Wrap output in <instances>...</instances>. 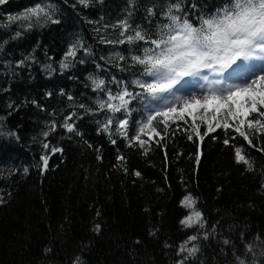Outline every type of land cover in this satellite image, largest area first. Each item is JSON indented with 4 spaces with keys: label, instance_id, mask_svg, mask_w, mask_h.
Wrapping results in <instances>:
<instances>
[{
    "label": "trees",
    "instance_id": "obj_1",
    "mask_svg": "<svg viewBox=\"0 0 264 264\" xmlns=\"http://www.w3.org/2000/svg\"><path fill=\"white\" fill-rule=\"evenodd\" d=\"M225 2L88 0L85 6L80 0H4L0 4V195L6 201L0 205V264H77V260L178 264L179 247L189 236L203 237L205 232L211 238L195 242L199 250L187 264H236L237 256L248 264L253 259L262 264L258 253L264 249V151L257 149H264V135L248 133L255 147L231 129H218L200 141L190 117L170 119L167 131L158 118L154 126L160 135L141 149L138 144L129 146L115 122L108 132L102 130L112 115L99 108L100 102H107V90L116 95L128 84L129 91L140 94L132 82L146 81V76L134 77L133 71L142 66L134 69L131 60L146 45L119 44L127 35L121 36L122 25L127 24L131 34L141 30L156 38L161 25L168 23L169 8L177 3L199 26L200 17L215 14ZM50 5L58 23L19 19L37 6ZM10 17L17 20L10 22ZM73 47L76 55L68 56ZM117 53L126 59L121 61ZM62 62L69 67L62 69ZM98 80L105 81V91L93 90V81ZM151 99L144 94L131 102L129 136L138 131ZM72 114L68 122L79 135L63 127ZM196 124L203 134L206 125L200 118ZM45 131L49 136L43 135ZM230 137L236 139L226 146L223 141ZM142 138L147 140V135ZM235 147H241L252 170L235 162ZM53 148L62 151L53 153ZM42 155L49 156L43 173ZM185 195L196 201L193 208L202 212L205 229L180 224L186 213L180 204ZM225 238L229 246L223 244ZM248 245L253 252L246 251Z\"/></svg>",
    "mask_w": 264,
    "mask_h": 264
},
{
    "label": "snow or ice",
    "instance_id": "obj_2",
    "mask_svg": "<svg viewBox=\"0 0 264 264\" xmlns=\"http://www.w3.org/2000/svg\"><path fill=\"white\" fill-rule=\"evenodd\" d=\"M2 3L4 0H0V4ZM80 3L87 6L88 0H80ZM54 11L55 7L52 5L48 9L37 6L31 10L30 15L19 19L26 21L31 17H36L37 22L43 19L45 22L58 23V20L53 19ZM9 19L10 22L17 20L16 17ZM166 19L168 23L161 25L156 38L141 30H136L134 34H131L129 26L122 25L121 36L127 35L126 39L119 41V44L127 43L132 46L137 42H143L146 45L142 54L134 53L131 60L134 69L137 65L142 66L133 71L134 77L146 76L149 80L144 81L139 78L133 80L132 83L141 89L140 94L129 91L128 84H124L116 95L107 90V102H100L99 108L106 109L112 115L106 117L107 123L103 125L102 130L108 132L110 126L115 122L117 124L116 131L122 133L128 140L129 146L138 144L143 149L148 141L160 135L157 127L154 126V122H157L158 118H160L159 123L163 124L164 130L167 131L170 119L184 120L185 117H190L193 122L192 131L200 141L218 129H224L226 132L231 129L238 134V137L243 138L249 147H255L248 133L255 131L264 135V131H262L264 130V75L254 74L242 84H228L227 86H224L226 80L220 77L225 76L241 60L264 58V0H226L223 7L218 8L215 14L200 17L199 26L194 25L188 19L187 14L182 13L180 4L177 3L174 7L169 8ZM20 35V32L16 33L17 38ZM107 43L112 42L108 41ZM85 52H87L86 49ZM67 55L75 56V48H70ZM117 56L121 61L126 59L119 53ZM23 63L24 61H21L17 67L22 66ZM60 67L67 69L69 64L62 62ZM193 77H199L200 80L207 82V89L202 95L176 96L167 107L157 108L147 114L146 120L139 123L136 134L128 135L130 123L128 117L131 114L130 104L133 100L139 99L140 95L144 94L155 100L161 94L171 92L186 78ZM93 84L94 91L106 90L104 80L93 81ZM115 100H119V104L112 102ZM81 107L84 106L81 105ZM118 113H122V115L117 117ZM74 115L66 118L63 127L68 133L76 132L79 135L80 133L76 131L74 125L68 122L73 119ZM221 115L225 117L223 122L217 119ZM198 118L206 125V131L203 134L200 132V125L196 124ZM56 127V124L53 123L52 131H55ZM14 134L12 133V135ZM49 134L48 131L43 133L45 137ZM143 135H147V140L142 138ZM188 139L192 140L193 136L189 135ZM232 139H236V137L226 138L223 142L227 146ZM112 143L116 144V140L113 139ZM43 147L48 149L50 145L45 143ZM257 150L264 151V149ZM61 151L60 148L52 149L53 153ZM97 159L100 157L98 156ZM117 159L122 161L123 157L118 156ZM195 159L199 163V152ZM234 159L237 164L243 163L248 170H252L253 165L242 154L241 147H235ZM40 160L42 162L40 171L41 173L46 172L49 156L42 155ZM24 171L27 173L28 169L26 168ZM134 175L140 177L141 173L136 171ZM4 203L6 201L0 195V205ZM180 204L183 208L192 209L196 201L191 195H185ZM180 224L185 228L194 226H198L200 229L206 228L202 212L197 210L185 215L180 220ZM95 231L99 233L101 225L97 224ZM201 238L208 240L211 236L207 232L203 237L191 235L186 243H191L192 246L184 244L179 247L178 254L181 259L178 264H187V261L195 256L199 250L195 242ZM223 244L229 246L231 242L225 238ZM246 251L253 252V246L248 245ZM258 255L264 258V249ZM77 264H80L79 260H77ZM236 264H248V262L237 256ZM251 264H256L255 259Z\"/></svg>",
    "mask_w": 264,
    "mask_h": 264
},
{
    "label": "rangeland",
    "instance_id": "obj_3",
    "mask_svg": "<svg viewBox=\"0 0 264 264\" xmlns=\"http://www.w3.org/2000/svg\"><path fill=\"white\" fill-rule=\"evenodd\" d=\"M254 74L264 75V58L241 60L234 68L227 72L225 76L220 78L226 80L224 86H227L228 84H242ZM209 75H211V73H209ZM147 80H149L148 77H146V81ZM207 86V82L200 80L199 77L186 78L179 85L174 87L171 92L161 94L160 97L155 100L151 99L146 107L145 118L143 120H146L147 114L151 113L153 110L167 107L168 104L174 101L176 96L190 97L192 94L202 95V93L206 91ZM213 87L216 86L213 85ZM118 101L116 100V103H118ZM217 119L223 122L225 117L221 115L218 116ZM193 210L195 209H186L185 215L190 214ZM183 244H186V246L189 245V243L186 242Z\"/></svg>",
    "mask_w": 264,
    "mask_h": 264
}]
</instances>
